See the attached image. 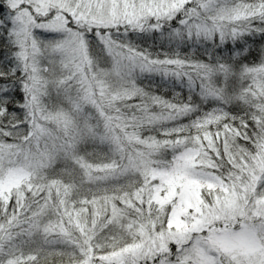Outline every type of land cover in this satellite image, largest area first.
Masks as SVG:
<instances>
[{"label":"snow or ice","instance_id":"6c2138e0","mask_svg":"<svg viewBox=\"0 0 264 264\" xmlns=\"http://www.w3.org/2000/svg\"><path fill=\"white\" fill-rule=\"evenodd\" d=\"M0 264H264V0H0Z\"/></svg>","mask_w":264,"mask_h":264},{"label":"trees","instance_id":"16d2710c","mask_svg":"<svg viewBox=\"0 0 264 264\" xmlns=\"http://www.w3.org/2000/svg\"><path fill=\"white\" fill-rule=\"evenodd\" d=\"M151 79H152V84H153L154 88H155L156 85L163 84V82L159 79V77H154V78H151ZM147 83H148V81L145 80V84H147ZM156 90H158L161 95H165L168 98H171L172 91H173L170 85L164 86V87H160L159 89H156ZM177 90H179V89H177Z\"/></svg>","mask_w":264,"mask_h":264}]
</instances>
